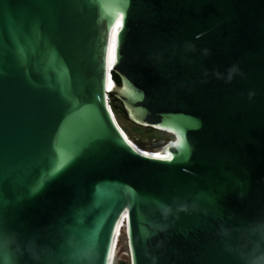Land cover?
<instances>
[{
    "label": "water",
    "instance_id": "water-1",
    "mask_svg": "<svg viewBox=\"0 0 264 264\" xmlns=\"http://www.w3.org/2000/svg\"><path fill=\"white\" fill-rule=\"evenodd\" d=\"M261 214L264 0H0V229L40 264H112L123 218L130 264H237Z\"/></svg>",
    "mask_w": 264,
    "mask_h": 264
},
{
    "label": "clouds",
    "instance_id": "clouds-1",
    "mask_svg": "<svg viewBox=\"0 0 264 264\" xmlns=\"http://www.w3.org/2000/svg\"><path fill=\"white\" fill-rule=\"evenodd\" d=\"M161 207L167 215L169 209L164 205ZM234 231L232 242L226 243L224 250L235 257L237 264H264V214L248 220ZM148 235L145 232V236ZM25 255L33 264H40L42 257L39 245L34 240L22 243L18 233L0 229V264H21ZM66 257L74 264H93L91 250L87 248L79 252L62 253L60 260L63 262Z\"/></svg>",
    "mask_w": 264,
    "mask_h": 264
},
{
    "label": "rangeland",
    "instance_id": "rangeland-1",
    "mask_svg": "<svg viewBox=\"0 0 264 264\" xmlns=\"http://www.w3.org/2000/svg\"><path fill=\"white\" fill-rule=\"evenodd\" d=\"M118 123L128 132L133 134L139 139H142L147 142H169L171 140H175V136L172 134L150 129L151 127L142 126L133 122L129 117L127 118L125 114L122 116H118L114 113ZM117 256L114 261V264H117L119 261H125L130 263V252L128 247V238L126 229H122L120 235L118 237V244H117Z\"/></svg>",
    "mask_w": 264,
    "mask_h": 264
},
{
    "label": "trees",
    "instance_id": "trees-1",
    "mask_svg": "<svg viewBox=\"0 0 264 264\" xmlns=\"http://www.w3.org/2000/svg\"><path fill=\"white\" fill-rule=\"evenodd\" d=\"M112 76H113V79L118 83V84H121V79L120 77L118 76V74H116L115 72H112ZM110 103H111V106H112V109L114 111V113H116L118 116H122V114H125V116L128 118V113L123 105V103L117 99L116 97L110 95ZM150 129H154V128H150ZM156 130V129H155ZM117 264H130L128 262H125V261H119Z\"/></svg>",
    "mask_w": 264,
    "mask_h": 264
},
{
    "label": "bare ground",
    "instance_id": "bare-ground-1",
    "mask_svg": "<svg viewBox=\"0 0 264 264\" xmlns=\"http://www.w3.org/2000/svg\"><path fill=\"white\" fill-rule=\"evenodd\" d=\"M126 218H123L122 221H121V224H120V227L118 229V233H117V237H116V241H115V248H114V255H113V262L112 264H114V261L116 259V256H117V244H118V237L120 235V232L122 231V229H126Z\"/></svg>",
    "mask_w": 264,
    "mask_h": 264
},
{
    "label": "snow or ice",
    "instance_id": "snow-or-ice-1",
    "mask_svg": "<svg viewBox=\"0 0 264 264\" xmlns=\"http://www.w3.org/2000/svg\"><path fill=\"white\" fill-rule=\"evenodd\" d=\"M145 155H147V154H145ZM156 158L163 159V160H171L173 157L169 154V155H165V156H159V155H157Z\"/></svg>",
    "mask_w": 264,
    "mask_h": 264
}]
</instances>
